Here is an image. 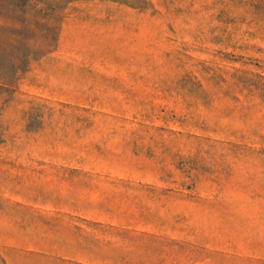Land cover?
Instances as JSON below:
<instances>
[{
  "label": "rangeland",
  "instance_id": "1",
  "mask_svg": "<svg viewBox=\"0 0 264 264\" xmlns=\"http://www.w3.org/2000/svg\"><path fill=\"white\" fill-rule=\"evenodd\" d=\"M9 249L264 264V0H0Z\"/></svg>",
  "mask_w": 264,
  "mask_h": 264
},
{
  "label": "crops",
  "instance_id": "2",
  "mask_svg": "<svg viewBox=\"0 0 264 264\" xmlns=\"http://www.w3.org/2000/svg\"><path fill=\"white\" fill-rule=\"evenodd\" d=\"M5 251V250H4ZM7 254V257L11 258V259H6L5 261L8 262V263H11V264H16V249H9L6 251Z\"/></svg>",
  "mask_w": 264,
  "mask_h": 264
}]
</instances>
